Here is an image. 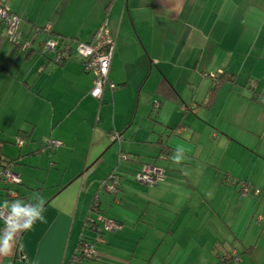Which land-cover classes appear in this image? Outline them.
Wrapping results in <instances>:
<instances>
[{"label":"crops","instance_id":"obj_1","mask_svg":"<svg viewBox=\"0 0 264 264\" xmlns=\"http://www.w3.org/2000/svg\"><path fill=\"white\" fill-rule=\"evenodd\" d=\"M7 1L31 47L10 43L0 24V153L17 161L14 188L30 202L21 210L42 204L43 219L15 232L0 264H69L86 229L94 239L85 219L95 195L122 228L83 264H264V192L240 196L232 183L264 186V0ZM102 23L115 37L116 88L99 100L80 56L58 64L38 47L47 37L90 41ZM217 71L229 79L209 101ZM145 163L164 179L136 181ZM115 168L111 194L99 185ZM10 232L0 223V237Z\"/></svg>","mask_w":264,"mask_h":264},{"label":"built area","instance_id":"obj_2","mask_svg":"<svg viewBox=\"0 0 264 264\" xmlns=\"http://www.w3.org/2000/svg\"><path fill=\"white\" fill-rule=\"evenodd\" d=\"M19 21V16L11 11L9 2L7 0H0V24L4 26L6 39L12 44L20 45L22 49H29L31 47V42L26 40L21 41V32L18 28ZM45 30L48 31L49 27H46ZM114 49L115 37L106 23H102L99 26L90 41L84 42L75 41L70 38L47 37L39 43L40 54H52L55 62L69 57L72 53H76L80 56L84 71L92 75V86L89 90V94L99 100L101 99L105 87H108L110 90L116 88V84L109 79V69ZM221 72L222 71L210 73V76L214 79ZM250 85L254 87L255 83L250 82ZM256 99L259 103H264V93L257 94ZM159 105V101L154 99L152 102L153 109H158ZM109 140L111 142H120L122 140V133L117 130H112L109 133ZM17 144L22 145L23 141L17 139ZM61 144V141L55 139L47 141V145L52 147H58ZM129 159L130 156L128 154H120L119 160ZM164 177V169L153 163L143 164L140 171L134 174L136 181L151 186L156 185L159 181L163 180ZM119 180L120 176L118 171H113L106 180L101 182L100 186L104 191L114 194L117 191ZM0 181L5 185L19 184L21 178L12 170V167L8 165L0 167ZM238 185L240 196H245L250 191L256 196L262 192L259 187L250 189L244 182H240ZM6 194L5 198L11 199V201L7 200L10 204V208L0 204V223L4 226H7L8 222L15 223L19 219L13 212V209H19V205L14 201V199L16 200L17 193L12 190H7ZM92 213L95 214V218L91 215L89 221L96 231L94 242L81 240L79 248L73 253L69 264H81L84 259L95 258V246L104 242V233L118 231L122 228V224L119 221L107 217L102 213L97 196L94 198L91 205V214Z\"/></svg>","mask_w":264,"mask_h":264},{"label":"trees","instance_id":"obj_3","mask_svg":"<svg viewBox=\"0 0 264 264\" xmlns=\"http://www.w3.org/2000/svg\"><path fill=\"white\" fill-rule=\"evenodd\" d=\"M64 38V37H63ZM30 49V48H29ZM38 52H39V47H38ZM40 53V52H39ZM52 55V54H51ZM71 55V54H70ZM70 55H69V57H70ZM69 57H67V58H65V59H63V60H60V61H58V62H56V63H58V64H60V63H63V62H65ZM52 60L54 61V59H53V55H52ZM213 79V78H212ZM228 79L229 78H226V77H224V75H222V72L219 74V75H217L214 79H213V85H212V87H211V89H210V93H209V96H208V100L209 101H212V99L214 98V96H215V93H216V90H217V88H218V86H220L223 82H225V81H228ZM20 134H23L21 131H19V133H18V135H17V137H16V139H15V141H16V144H17V139H21L22 141H23V143H24V141H25V139H24V137L22 136V135H20ZM48 140H50V139H48ZM48 140H46L45 142H44V145H46V146H48L49 148H55V147H52V146H49V145H47V141ZM18 145V144H17ZM23 145V144H22ZM19 146H21V145H19ZM16 160L15 159H5L4 157H2L1 156V153H0V167L1 166H8V165H13V164H16ZM153 164H155V163H153ZM12 167V166H11ZM113 171H118L117 170V168H115ZM112 171V172H113ZM112 172H110L105 178H104V180H106L109 176H110V174L112 173ZM118 173H119V176H120V180H121V174H120V172L118 171ZM133 177H134V175H133ZM135 179V178H134ZM120 180H119V183L117 184V190L119 189V184H120ZM136 180V179H135ZM22 182V181H21ZM21 182L19 183V184H21ZM240 182H244V183H246L247 185H248V187L250 188V189H252V188H254V187H258V186H252L251 187V185H250V183L249 182H247L246 180H239V179H233V184H238V183H240ZM19 184H11V185H19ZM101 185V184H100ZM8 186L9 185H5L4 183H2L1 181H0V189H3L4 191H5V193H4V195H5V197H6V191L7 190H12V191H15L16 193H17V196H16V200L14 199V201L15 202H17V204L19 205V209L21 210L23 207H25L26 205H29L30 206V202L26 199V198H24L23 199V197L19 194V192L17 191V189H10V188H8ZM263 187L264 186H261V187H259L261 190H262V192L261 193H263L264 192V190H263ZM99 188L100 189H102L101 188V186H99ZM103 190V189H102ZM117 192V191H116ZM260 195V194H259ZM97 195H95L94 197H93V199H92V201H91V204H90V206H89V214L87 215V217H86V219H85V223L86 224H88V225H90V227L95 231V229H94V227H93V225L90 223V217H91V205H92V202H93V200H94V198L96 197ZM6 201L8 200V201H11V199L9 200V199H7V198H4ZM21 199H23L24 201H23V203H21ZM97 200H98V197H97ZM98 204H99V200H98ZM100 207V206H99ZM101 209V208H100ZM103 213V212H102ZM108 217V216H107ZM112 218V217H111ZM118 221V220H117ZM120 222V221H119ZM121 223V222H120ZM122 224V223H121ZM96 232V231H95ZM95 236H96V233H95ZM95 236H94V238H95ZM81 240H84V241H89V242H94V239H93V241H91L90 239H87V238H80V240H79V242H78V244H77V247H76V250H75V252L77 251V249L79 248V244H80V242H81ZM74 252V253H75ZM238 257H235L234 258V260L235 261H238ZM85 260H88V259H84L83 261H82V263L81 264H83V262L85 261Z\"/></svg>","mask_w":264,"mask_h":264},{"label":"clouds","instance_id":"obj_4","mask_svg":"<svg viewBox=\"0 0 264 264\" xmlns=\"http://www.w3.org/2000/svg\"><path fill=\"white\" fill-rule=\"evenodd\" d=\"M183 158V150L178 149L177 152L173 155L172 160L176 163H180ZM41 209L42 204L38 205L37 210L34 211L25 212L20 209H13V212L17 217H27V220L23 223L22 226L19 223L8 222V225L12 229V232L8 234L6 239L0 237V255L10 254L13 246V235L15 234V232L31 227L32 223L36 219H43Z\"/></svg>","mask_w":264,"mask_h":264},{"label":"rangeland","instance_id":"obj_5","mask_svg":"<svg viewBox=\"0 0 264 264\" xmlns=\"http://www.w3.org/2000/svg\"><path fill=\"white\" fill-rule=\"evenodd\" d=\"M36 40H37V39H36ZM28 41H31V39H28ZM32 44H33V43H32ZM152 109H153V106H152ZM157 111H158V109H153L152 114H151V115H152L151 118H154V117H155ZM192 119H193V118H192ZM194 120H195V119H194ZM196 121H197V120H196ZM15 144H16V141H15ZM103 180H104V179H103ZM103 180H102V181H103ZM102 181H101V182H102ZM101 182H100V184H101ZM15 186L17 187V185H9L8 188H10V189H15V188H14ZM99 186H100V185H99ZM18 187H19V186H18ZM1 203H2V202H1ZM92 216H93V218H95V214L92 213ZM86 230H87V231H85V234H86L85 236H87L91 241H93V238L90 237L91 235H87V234H92V233H91L92 231H91L90 229H86ZM109 233H112V232H105L104 235L106 236V235L109 234ZM99 244H101V243H99ZM99 244H97V245H99ZM97 245H96V246H97Z\"/></svg>","mask_w":264,"mask_h":264}]
</instances>
